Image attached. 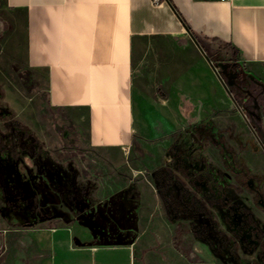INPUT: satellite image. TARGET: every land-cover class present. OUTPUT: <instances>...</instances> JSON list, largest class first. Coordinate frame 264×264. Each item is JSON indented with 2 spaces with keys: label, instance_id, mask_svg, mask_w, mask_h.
Returning <instances> with one entry per match:
<instances>
[{
  "label": "crops",
  "instance_id": "crops-1",
  "mask_svg": "<svg viewBox=\"0 0 264 264\" xmlns=\"http://www.w3.org/2000/svg\"><path fill=\"white\" fill-rule=\"evenodd\" d=\"M219 44L229 47L223 63ZM207 51L224 69L233 55L264 83V0H0V69L24 64L44 82L38 116L24 119L38 136L52 132L56 110L72 142L101 149L130 147L137 124L154 116L176 128L200 115L227 126L232 99ZM235 118L231 144L244 147L241 156L264 179L245 155L253 131L240 111ZM124 236L99 242L67 222L6 229L0 264H209L144 251Z\"/></svg>",
  "mask_w": 264,
  "mask_h": 264
},
{
  "label": "rangeland",
  "instance_id": "rangeland-1",
  "mask_svg": "<svg viewBox=\"0 0 264 264\" xmlns=\"http://www.w3.org/2000/svg\"><path fill=\"white\" fill-rule=\"evenodd\" d=\"M219 45L215 57L223 63L229 47ZM44 97L37 72L24 64L0 69V234L67 222L82 225L99 242L129 233L139 249L157 255L264 264V179L241 156L244 147L231 144L238 105L252 110V102L242 97L237 104L230 96L232 118L224 127L200 115L176 128L154 116L137 124L130 147L101 149L85 139L72 142L57 110L52 132L38 136L24 119L38 116ZM249 116L255 123V114ZM253 127L256 143L245 155L264 171L254 158L262 156L260 146L264 153V131Z\"/></svg>",
  "mask_w": 264,
  "mask_h": 264
},
{
  "label": "trees",
  "instance_id": "trees-1",
  "mask_svg": "<svg viewBox=\"0 0 264 264\" xmlns=\"http://www.w3.org/2000/svg\"><path fill=\"white\" fill-rule=\"evenodd\" d=\"M208 55L212 60H214V64L220 69V73L223 79L228 83L229 88L236 99H240L242 101V97H245L247 98V100L252 102L253 105L262 106L260 103L262 101H260V99L262 97L264 98V88L258 85L257 81L252 78L251 75L244 73L243 71H240L238 69L237 65L235 64L233 55L229 57V61L225 69L219 67L217 59L214 58L212 54L208 52ZM243 110L249 118L250 110L247 106H245V104H243ZM251 122L253 125H256L252 120Z\"/></svg>",
  "mask_w": 264,
  "mask_h": 264
},
{
  "label": "water",
  "instance_id": "water-1",
  "mask_svg": "<svg viewBox=\"0 0 264 264\" xmlns=\"http://www.w3.org/2000/svg\"><path fill=\"white\" fill-rule=\"evenodd\" d=\"M215 69H216V72H217V74L219 75V77L222 79V81H223V83H224V85H225V87H226V89H227L229 95H230V96L233 98V100L237 103V100H236L235 96L233 95V93L231 92L228 83L224 81L222 75L220 74V72H219V70L216 68V66H215ZM258 83L261 84V85L264 87V83H262V82H260V81H258ZM237 104H238V103H237ZM238 107H239L240 112H241L242 115L244 116L246 122L248 123V125H249V126L251 127V129L256 133V131H255V129H254V127H253V125H252L250 119L248 118V116L246 115V113L244 112V110L242 109V107L239 106V105H238ZM262 123H263V128H264V117L262 118ZM257 137H258L259 141L262 143V139L260 138V136L257 135ZM262 145H263V144H262ZM263 147H264V146H263Z\"/></svg>",
  "mask_w": 264,
  "mask_h": 264
},
{
  "label": "flooded vegetation",
  "instance_id": "flooded-vegetation-1",
  "mask_svg": "<svg viewBox=\"0 0 264 264\" xmlns=\"http://www.w3.org/2000/svg\"><path fill=\"white\" fill-rule=\"evenodd\" d=\"M257 84L260 85L262 88H264L258 82H257ZM243 104H245V103L243 102ZM249 112L255 114V117L253 119L256 121V123H259L261 125V128L264 131L263 123H262V118L264 117V109H263V106H256V105H254V107H252V110H250ZM259 124H257V127H258Z\"/></svg>",
  "mask_w": 264,
  "mask_h": 264
},
{
  "label": "built area",
  "instance_id": "built-area-1",
  "mask_svg": "<svg viewBox=\"0 0 264 264\" xmlns=\"http://www.w3.org/2000/svg\"><path fill=\"white\" fill-rule=\"evenodd\" d=\"M154 5H159L167 0H151Z\"/></svg>",
  "mask_w": 264,
  "mask_h": 264
}]
</instances>
